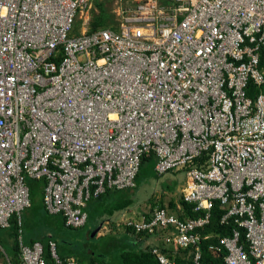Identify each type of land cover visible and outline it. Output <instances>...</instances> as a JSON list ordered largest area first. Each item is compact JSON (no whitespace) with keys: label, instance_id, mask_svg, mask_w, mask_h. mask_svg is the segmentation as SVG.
Masks as SVG:
<instances>
[{"label":"built area","instance_id":"obj_1","mask_svg":"<svg viewBox=\"0 0 264 264\" xmlns=\"http://www.w3.org/2000/svg\"><path fill=\"white\" fill-rule=\"evenodd\" d=\"M94 1L0 0V228L30 206L27 179L81 227L88 201L135 188L152 153L158 175L187 168L199 213L122 222L173 245L151 247L159 264H264V0H113L114 28L91 30ZM215 204L229 234L204 232ZM48 254L19 243L20 264H78L52 240Z\"/></svg>","mask_w":264,"mask_h":264},{"label":"trees","instance_id":"obj_2","mask_svg":"<svg viewBox=\"0 0 264 264\" xmlns=\"http://www.w3.org/2000/svg\"><path fill=\"white\" fill-rule=\"evenodd\" d=\"M96 6L99 9V14L95 15L93 17V20L90 22V29L94 30L99 27H107L109 26L107 24L108 19V11L104 8V1H96ZM260 67L264 69V53L261 55L260 59ZM262 91H264V85L260 88ZM255 92H258V89L255 88L252 84L250 85V88L248 90V94L250 96H253ZM195 162H192L188 165L192 166ZM147 167L146 172L155 171V157L152 153H149L142 157L140 168L138 171V174L136 176V184L138 175L143 167ZM173 171V170H171ZM156 172V171H155ZM158 175V174H157ZM159 180V179H158ZM27 184L29 187V193H30V206L26 209V211H29L28 213L36 214V217L40 216L39 219L40 222H42V219L51 222V217L54 215H59L61 217L60 220L57 222L58 231L63 232V230H68L71 228L77 229L80 227H71L67 226L65 224V220L62 214H48V212L45 209L44 203H43V187L45 185V181L43 179L35 180V179H27ZM160 185L163 188H167L169 190H173L172 188V182L169 181L168 178L160 181ZM138 185L133 189H123V190H116V189H107L106 192L97 198H91L86 207L85 210L87 212V220L86 223L81 226L84 227L87 225L90 217H93V214H96V216H101V221L107 220L105 217H107L108 214L112 215L115 211L119 209H124L127 207V205H130L132 203L133 194L136 193ZM99 202V203H98ZM178 203L182 205L183 212L186 216L189 217H196L199 215L198 212H192L193 204L186 203L182 197L178 196ZM177 202L174 199H170L166 205H164V202L160 200V204L158 207H165L170 210L176 209ZM223 210L219 207L218 204H215L212 208V215H211V221L210 224L205 227L204 232H210V231H216L219 232L221 235H224L228 233V228H226L224 225L219 224V216ZM27 215V212H26ZM106 215V216H105ZM95 216V215H94ZM182 217V215H180ZM22 217V215L20 216ZM108 217H110L108 215ZM107 217V218H108ZM21 219V218H20ZM100 220V219H99ZM99 223V222H98ZM97 225V224H96ZM96 227V226H95ZM23 231L24 233V226L22 220L18 224V219L16 215L11 216L9 219V226L6 228H0V247L3 249L4 252L9 253L11 255L10 262L11 264H20L19 259V235ZM32 237L29 238V243L32 244L35 241H40L43 246L45 247V257L49 259L48 254V242L50 240L54 241L56 243V252L60 253L57 249L59 246V242L62 243L66 242V239H64L62 235V238L60 237V241L57 240L56 235H49L44 233L43 236H38L35 232V229L33 228L31 231ZM130 229L126 228V230L122 233H116V234H110L107 233L102 236H96V229L87 230L86 234L82 236L81 240H76L73 243V246H76V251L72 253V255L75 257V260L78 264H111L108 262L105 258H98L96 256H89L88 254V246H91V249H95L98 246H103L105 249L108 250H118L117 257L119 258V264H159L156 260L155 256L151 253V246H141L140 241H137L135 236L130 235ZM27 232L22 235L23 238L27 237ZM212 241L216 242V238H213ZM210 240H205L202 242L203 250H204V260L210 262V254L207 252L206 246L210 243ZM0 248V257L3 255V251ZM164 251H167V254L169 257L174 258L178 263H184L185 261L182 260V254L184 253L181 249H164ZM60 257L65 258L68 255L59 254ZM71 255V254H70ZM209 264H214L213 262H210ZM220 264V263H218Z\"/></svg>","mask_w":264,"mask_h":264},{"label":"rangeland","instance_id":"obj_3","mask_svg":"<svg viewBox=\"0 0 264 264\" xmlns=\"http://www.w3.org/2000/svg\"><path fill=\"white\" fill-rule=\"evenodd\" d=\"M98 1V0H96ZM96 1H94V9L91 11V14L93 15L91 17V21L93 20V17L97 14H99V9L96 6ZM104 1L103 5L104 8L108 11V19L107 24L111 27L110 24H112V28H114L115 24V14L114 11L117 7V4L115 2L113 3V0H100ZM264 70V69H263ZM147 167H143L138 175L137 179V185L138 189L136 191V202L134 208H131L130 210H127L130 215L132 214L134 217H140L143 213L147 212L148 214L151 212V210L155 207H158L160 204V200L164 202V205L168 203L170 199H174L176 202H178V196L181 194V188L180 186L185 184L186 177H187V168L179 169V170H173L169 171L163 175H157L155 171L146 172ZM168 178L169 181L172 182V188L173 190H169L167 188H163L160 185V181ZM159 179V180H158ZM99 203V202H98ZM27 209V208H26ZM23 210L21 212V219L24 226V233L30 232L33 228L35 229L36 234L40 233L42 230L49 231V235L52 233L53 235H56V238L58 241H60V237L62 238V233H64L63 237L66 239V242L62 243L59 242V246L57 247L58 251L61 254L64 255H70L76 251V246H73V243L76 240H81L82 236H84L87 232V230H91L95 228V221L90 220L88 221L87 225L84 227H80L77 229L71 228L68 230H63V232L60 233L58 231V226L56 225L58 220L61 219L59 215H54L51 217V222L46 221L42 219V222H40V216L36 217V214H30L29 211ZM27 212V215H26ZM129 216V214H128ZM97 216H94V218ZM39 218V219H38ZM101 221V220H100ZM117 222V221H116ZM114 223L110 222H101V228L98 231L99 234H107L110 232H123L125 231L124 226H119ZM88 248V254L89 256H96L98 258H105L108 262L111 264H119V258L117 257L118 250H108L105 249L103 246H98L95 249H91V246L86 247ZM59 253V254H60ZM2 258L0 259V261Z\"/></svg>","mask_w":264,"mask_h":264},{"label":"crops","instance_id":"obj_4","mask_svg":"<svg viewBox=\"0 0 264 264\" xmlns=\"http://www.w3.org/2000/svg\"><path fill=\"white\" fill-rule=\"evenodd\" d=\"M187 184V177H186V181H185V184L184 185H182V186H180L179 188H181V194H179L181 197H182V191H183V189H184V187H185V185ZM136 186H137V184H136ZM137 189H138V187H137ZM134 196H133V199H132V203L130 204V205H127V207L126 208H124V209H119V210H117V211H115L112 215H110V214H108L110 217H108V215H107V217H105L107 220H105V221H100L101 220V216L100 217H95L94 218V215L96 216V214H93L92 216L93 217H90V220H94L95 221V229H96V236H102V235H105V234H99L98 235V231L100 230V228H101V222H110V223H114V222H116V224L117 225H119V226H123V224H122V222L125 220V219H128V218H132V219H140L142 216H148V213L147 212H145V213H143L140 217H134L132 214L130 215V213H128V211L127 210H130L131 208H134V206H135V202H136V195H137V193H132ZM163 208H165V207H163ZM165 209H167L170 213H173V214H175V215H177V216H180V215H182V217H184V216H186L185 214H184V212H183V209H182V205L180 204V203H178L177 202V205H176V209H174V210H170V209H168V208H165ZM128 214H129V216H128ZM21 216V215H20ZM106 216V215H105ZM181 217V216H180ZM21 218V217H20ZM100 219V220H99ZM22 219H20V221H21ZM99 222V223H98ZM19 224V223H18ZM97 224V225H96ZM226 228H228V233H226V234H229L230 232H231V228H232V226L229 224H225L224 225ZM126 230V229H125ZM131 231V230H130ZM124 232V231H123ZM44 233H47L48 234V231H46V229L45 230H42L40 233H37V235L38 236H43L44 235ZM117 232H110V234H116ZM119 233H122V232H119ZM206 233H211V235H212V233H215V234H218L219 232H216V231H210V232H206ZM64 233H62V235H63ZM220 234V233H219ZM22 235H24V233H23V231H21V233H20V235H19V242L21 241L22 243H24V244H27V245H29L30 243H29V238H31L32 237V235H31V232H28V233H26V235H27V237H25V238H23L22 237ZM50 235H52V233L50 234ZM130 235L131 236H135V238H137L136 240L137 241H140L141 243H140V245L141 246H159V247H161V246H173V245H167V244H163V242L161 241V236H159V235H155V236H150V235H146V234H138V235H136V234H134L132 231L130 232ZM1 248V247H0ZM45 248V247H44ZM2 249V248H1ZM167 249H170V250H174L175 248H173V247H168ZM2 251H3V249H2ZM184 251V253L182 254V260H184V261H187L188 260V257H189V250H183ZM7 252V251H6ZM6 252H4L3 251V255L0 257V259L2 258V260L0 261V264H11V262H10V259H11V255L9 254V253H6ZM167 253V252H166ZM58 255H59V253H57ZM45 256V255H44ZM60 256V255H59ZM62 258V257H61ZM65 258H73V259H75V257L71 254V255H68V256H66ZM174 259V258H173ZM175 260V259H174ZM176 261V260H175ZM177 262V261H176Z\"/></svg>","mask_w":264,"mask_h":264}]
</instances>
